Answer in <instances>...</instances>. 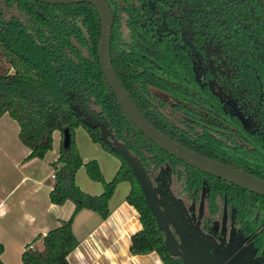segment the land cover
I'll list each match as a JSON object with an SVG mask.
<instances>
[{
    "label": "trees",
    "instance_id": "trees-1",
    "mask_svg": "<svg viewBox=\"0 0 264 264\" xmlns=\"http://www.w3.org/2000/svg\"><path fill=\"white\" fill-rule=\"evenodd\" d=\"M106 1L113 15L109 46L111 63L118 80L145 118L181 145L264 179V140L255 132L247 131L248 147L242 152L239 141L223 140L210 134L208 128L194 132L188 126L180 129L178 122L164 112L151 94L149 85L160 86L161 83L156 75L159 68L150 67L152 71L149 72L145 56H140L146 55L142 22L146 0ZM100 29V14L88 2L0 0V115L7 112L17 122L18 138L28 148L24 159L41 158L51 147L52 131L59 130L58 154L51 162L54 176L48 198L54 204L66 200L73 204L65 218H59L55 226L23 245L21 264H71L67 255L78 243L71 230L74 214L81 208H88L105 217L107 200L116 182L121 180L129 184L125 200L136 210L141 225L130 234L129 251L153 250L163 264H182L178 255L164 247L163 233L157 227L131 169L100 140L96 127L86 126L74 114L68 103V90L79 88L90 96V105L103 114L115 138L141 162L149 177L159 167L168 165L172 170L171 191L184 201L193 197V190L198 191L203 185L205 211L214 209V199L223 191L246 197L239 203L242 212H248L250 205L255 208L260 202L264 204V197L184 163L157 147L129 122L99 68L97 42ZM247 79L246 102L248 107L256 109L255 117L262 124L264 78L262 99H258L253 77L248 75ZM167 86L169 90H177L176 84ZM177 91L185 95L183 87L178 86ZM200 91L201 102L205 103L209 91L206 88H200ZM233 123L231 120L228 125ZM77 125L86 129L92 141L118 158V167L109 180L103 179L95 159H81L73 139V129ZM81 165L90 179L101 183L98 194L87 193L75 183L74 174ZM36 239L40 240L38 247L32 244ZM2 248L0 243V253ZM0 264H5L1 258Z\"/></svg>",
    "mask_w": 264,
    "mask_h": 264
},
{
    "label": "flooded vegetation",
    "instance_id": "flooded-vegetation-1",
    "mask_svg": "<svg viewBox=\"0 0 264 264\" xmlns=\"http://www.w3.org/2000/svg\"><path fill=\"white\" fill-rule=\"evenodd\" d=\"M214 1L146 0L142 14L146 55L140 56H145L149 72L150 67L159 68L156 75L161 84L149 85L151 94L180 129L208 128L223 140L239 141L246 152L247 131L264 140V123L257 121L256 109L246 102L248 75L256 83L258 99L263 95L264 0ZM168 84H176L177 90L183 87L185 95L169 90ZM200 88L209 91L205 103ZM67 92L70 107L77 103L78 93L82 99L85 96L79 88ZM231 120L233 125H228ZM165 166L150 179L152 184L168 181L171 191L172 170L169 166L162 170ZM201 188L193 190L190 199L181 198L188 214L193 212L195 217ZM245 199L223 191L216 195L214 209L205 211L204 189L199 228L212 237L209 252L219 260L217 264H224L235 252L238 264H264V204L250 205L248 212H242L239 203Z\"/></svg>",
    "mask_w": 264,
    "mask_h": 264
},
{
    "label": "crops",
    "instance_id": "crops-1",
    "mask_svg": "<svg viewBox=\"0 0 264 264\" xmlns=\"http://www.w3.org/2000/svg\"><path fill=\"white\" fill-rule=\"evenodd\" d=\"M17 133V122L3 112L0 115V243L3 246L0 258L5 264H21L23 245L55 226L73 206L68 200L54 204L48 198L52 184L51 162L58 154L59 130L52 131L51 147L41 158L29 159H24L28 148ZM98 165L103 179L108 180L112 164L109 168L99 161ZM74 180L80 189L90 194H98L102 189L101 183L91 180L80 167L74 174ZM107 208L108 213L103 218L88 208H81L74 214L71 230L78 243L67 255L69 262L163 264L153 250L143 253L129 251L130 234L141 225L136 210L125 200V195L112 197L111 194ZM39 241L36 239L32 244Z\"/></svg>",
    "mask_w": 264,
    "mask_h": 264
},
{
    "label": "water",
    "instance_id": "water-1",
    "mask_svg": "<svg viewBox=\"0 0 264 264\" xmlns=\"http://www.w3.org/2000/svg\"><path fill=\"white\" fill-rule=\"evenodd\" d=\"M38 1L61 4L88 2L97 9L101 17V29L97 42V59L101 74L114 94L122 112L138 131L151 140L157 147L184 163L206 174L213 175L243 189L264 196V179L213 160L181 145L162 133L145 118L118 80L111 63L109 46L113 15L106 0ZM61 18H63L62 15ZM70 94L73 95L72 92ZM76 100L78 104L74 103L71 106L74 114L86 126L90 128L96 127L100 140L116 152L131 169L132 175L142 192L144 201L152 213L157 227L163 233L164 247L170 253L178 255L182 264H217L219 260H213L209 252L212 237L202 232L199 228L205 186L201 188L197 216L195 217L193 212L188 214L182 199L176 197L170 191L168 181L163 182L161 180L160 183L152 184V180L147 175L141 162L129 152L121 141L115 138L103 114L90 105V96L85 95L82 99L80 93H78ZM167 169L168 166L162 168V170L166 171ZM158 176L157 174L154 180H157ZM237 257L238 253L235 252L224 264H238L237 260H235Z\"/></svg>",
    "mask_w": 264,
    "mask_h": 264
},
{
    "label": "rangeland",
    "instance_id": "rangeland-1",
    "mask_svg": "<svg viewBox=\"0 0 264 264\" xmlns=\"http://www.w3.org/2000/svg\"><path fill=\"white\" fill-rule=\"evenodd\" d=\"M73 139H74V144L78 150V153L82 158L83 157L86 159L94 158L98 162V164L100 161L101 163L107 164L109 168L111 166L110 164H112V166H111L112 173L109 177V179H110L112 174L114 173V171L116 170V168L118 166L119 160L116 157V155L113 154L112 152L108 151L107 149L103 148L98 142L92 141L91 138L89 137L86 129L81 125H77L74 127ZM110 157H113V158H110ZM112 159H115V162ZM112 161H113V163H112ZM79 167L82 171H85V170H83L84 169L83 165H81ZM100 171H101V168H100ZM101 173H102V171H101ZM102 177H103V175H102ZM91 180H93V179H91ZM105 181H107V180H105ZM128 189H129V184L127 181H125V180L118 181V182H116V184L113 188L112 197H115V196L117 197V196H121V195L123 196L127 193ZM34 245L36 247H38L39 242L34 243Z\"/></svg>",
    "mask_w": 264,
    "mask_h": 264
},
{
    "label": "built area",
    "instance_id": "built-area-1",
    "mask_svg": "<svg viewBox=\"0 0 264 264\" xmlns=\"http://www.w3.org/2000/svg\"><path fill=\"white\" fill-rule=\"evenodd\" d=\"M50 176L53 178V176H54V173H53V172H51V173H50Z\"/></svg>",
    "mask_w": 264,
    "mask_h": 264
}]
</instances>
